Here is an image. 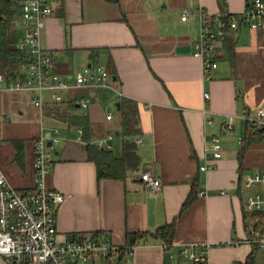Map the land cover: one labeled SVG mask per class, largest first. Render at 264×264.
I'll list each match as a JSON object with an SVG mask.
<instances>
[{
  "label": "crops",
  "instance_id": "crops-1",
  "mask_svg": "<svg viewBox=\"0 0 264 264\" xmlns=\"http://www.w3.org/2000/svg\"><path fill=\"white\" fill-rule=\"evenodd\" d=\"M249 1L52 0L41 40L55 52L56 71L66 75L99 63L110 72L111 86L61 89L63 102L40 107L32 92L0 83V173L16 188H32L36 139L57 127L60 141L45 179L65 195L56 208L60 237L102 232L125 243L128 233L145 232L130 253L112 257V264H195L181 252L192 242H210L214 264H264V248L249 241L251 217L244 207L250 192L264 191L262 183L245 184L264 172V139L241 153L244 111L264 106V29L247 24L229 29L209 78L194 54L201 9L237 14ZM186 9L190 14L184 20ZM77 95L92 102L87 108L72 103ZM124 96L138 104L140 132L133 138L141 162L124 178L99 177L83 128L48 111L72 103V113L90 119L91 142L113 134L110 148L119 156L125 137L117 102ZM114 102L118 112L111 109ZM226 122L230 128L223 127ZM214 134L221 138L219 158L210 149ZM145 169L160 179L159 189L144 185ZM192 192V202L182 208ZM174 219L167 246L156 230ZM0 264L32 263L0 255Z\"/></svg>",
  "mask_w": 264,
  "mask_h": 264
},
{
  "label": "built area",
  "instance_id": "built-area-1",
  "mask_svg": "<svg viewBox=\"0 0 264 264\" xmlns=\"http://www.w3.org/2000/svg\"><path fill=\"white\" fill-rule=\"evenodd\" d=\"M20 14L16 29L18 48L24 54L26 63L15 76L0 70V83L13 91L32 92V101L40 107L49 103L64 101L61 89L86 87L88 89L111 86V74L105 66L91 63L75 73L61 75L55 69V52L42 43L41 35L48 18L53 13L52 0H20ZM190 14L185 10L182 19ZM229 15L230 29L241 24L251 28L264 29V0H251L244 10L237 14L226 12L199 11L200 33L195 41L194 54L203 60V68L209 78L218 67L221 55L220 41L226 34L224 15ZM205 97L209 93L205 92ZM83 108L92 102L90 96L77 95L71 100ZM112 117L111 113L107 114ZM246 122L264 127V106L254 111L246 109L243 114ZM224 128H230L226 122ZM113 134L95 141L98 147L110 148L109 139ZM51 141L49 145L48 142ZM60 141V130L54 127L49 133L42 131L36 139L35 171L36 182L32 188H16L0 173V255L8 261L27 260L32 264H106L112 257L130 253L132 247L117 243L111 236L102 233H76L60 237L57 227L56 208L63 202L65 195L49 188L46 175L54 163L53 145ZM210 149L215 158L223 155L221 138L218 134L211 137ZM204 166L203 168H206ZM144 185L155 191L161 182L150 169L141 172ZM264 184V172H256L245 184L252 187ZM221 190V193H224ZM199 194H205L203 190ZM248 212H264V191L254 190L244 200ZM254 216L249 224V241L259 243L264 248V222ZM210 242L184 244L181 252L195 264H214L208 255Z\"/></svg>",
  "mask_w": 264,
  "mask_h": 264
},
{
  "label": "trees",
  "instance_id": "trees-1",
  "mask_svg": "<svg viewBox=\"0 0 264 264\" xmlns=\"http://www.w3.org/2000/svg\"><path fill=\"white\" fill-rule=\"evenodd\" d=\"M20 9V0H0V70L7 72L10 76H15L20 72L26 63L24 54L18 48V35L14 30L20 14ZM224 19L226 21L224 29L227 32L230 29L228 22L229 15L225 14ZM72 107V103L69 107L64 108H61L59 105H53L49 108L48 112L56 116L64 117L69 123L80 125L83 128V137L86 140L85 147L88 152V158L96 162L99 177L121 179L124 178L129 171L139 167L141 159L137 151V144L133 138L140 132L139 108L134 99L124 96L119 102L121 134L125 137L123 141V152L119 156L114 154L112 148H101L98 147L96 143L91 142V122L89 117L86 114L72 113ZM261 139H264V127L254 126L246 122L241 153L252 141ZM193 198L194 195L192 192L184 201L182 208L189 205ZM245 211L248 213L246 216L249 215L251 218L254 216L260 217L261 221L258 222V224L264 222V212L250 213L246 209ZM176 225L177 219H174L159 226L156 230V234L164 240L167 246H169L173 240ZM143 235H145V232L128 233L124 244L127 247H133ZM254 244L259 245V243L256 242H254ZM124 255L125 254H122L119 257L121 258ZM112 262L110 258L106 264H112ZM249 262L250 260H247L245 264H249ZM237 264L244 263L238 262Z\"/></svg>",
  "mask_w": 264,
  "mask_h": 264
},
{
  "label": "rangeland",
  "instance_id": "rangeland-1",
  "mask_svg": "<svg viewBox=\"0 0 264 264\" xmlns=\"http://www.w3.org/2000/svg\"><path fill=\"white\" fill-rule=\"evenodd\" d=\"M16 32H17V33H20V32H21V30L19 29V27L16 29ZM111 109H112V111L114 110V112H118V110H117V106H116V103H115V102L112 104ZM55 147H56V145L53 146L51 149H53V148H55Z\"/></svg>",
  "mask_w": 264,
  "mask_h": 264
},
{
  "label": "water",
  "instance_id": "water-1",
  "mask_svg": "<svg viewBox=\"0 0 264 264\" xmlns=\"http://www.w3.org/2000/svg\"><path fill=\"white\" fill-rule=\"evenodd\" d=\"M117 106L119 108V102H117ZM48 144L50 145L51 144V141H49Z\"/></svg>",
  "mask_w": 264,
  "mask_h": 264
}]
</instances>
